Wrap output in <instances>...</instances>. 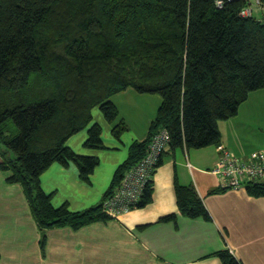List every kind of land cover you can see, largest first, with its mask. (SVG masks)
<instances>
[{
    "label": "trees",
    "instance_id": "16d2710c",
    "mask_svg": "<svg viewBox=\"0 0 264 264\" xmlns=\"http://www.w3.org/2000/svg\"><path fill=\"white\" fill-rule=\"evenodd\" d=\"M246 3L0 0V169L10 172L6 182L21 185L41 231L113 219L102 212V200L161 128L171 149L220 143L219 120L264 87V18L241 16ZM129 86L162 98L147 137L131 143L99 204L76 212L54 207L39 175L52 162H73L88 181L98 158L73 152L65 140L90 122L94 106L114 120L110 97ZM125 128L119 122L112 133L119 137ZM100 133L92 124L84 146L103 148ZM150 182L139 205L151 200ZM245 188L264 195V181ZM175 193L183 213L209 217L191 186L176 185ZM218 256L222 264H240L228 249Z\"/></svg>",
    "mask_w": 264,
    "mask_h": 264
},
{
    "label": "crops",
    "instance_id": "0c3cea01",
    "mask_svg": "<svg viewBox=\"0 0 264 264\" xmlns=\"http://www.w3.org/2000/svg\"><path fill=\"white\" fill-rule=\"evenodd\" d=\"M154 94L130 86L114 93L110 100L117 116L112 121L106 120L99 106L91 109L90 122L70 135L65 145L77 154L96 156L98 164L88 181L81 179L73 162L66 166L52 162L43 170L39 185L54 207L65 204L76 212L101 202L131 143L147 137L162 101ZM242 108L239 105L234 116L219 120L218 145L165 149L151 177L148 203L78 228L62 225L41 231L21 185L6 182L10 172L0 169V264H222L218 253L224 249L240 264H264V195L253 196L245 187L222 188L211 171L222 146L238 156L263 149H250L236 124L263 131L264 110H249L244 113L248 119L240 117ZM119 122L126 128L116 137L112 129ZM94 123L101 126L103 148L84 146ZM176 185L191 186L209 217L183 213L177 205ZM169 214L174 217L161 219Z\"/></svg>",
    "mask_w": 264,
    "mask_h": 264
},
{
    "label": "built area",
    "instance_id": "2783aa9c",
    "mask_svg": "<svg viewBox=\"0 0 264 264\" xmlns=\"http://www.w3.org/2000/svg\"><path fill=\"white\" fill-rule=\"evenodd\" d=\"M226 0H215L222 7ZM239 14L264 18V3L261 0H245ZM170 145L166 128L158 130L149 140L143 157L130 166L111 192L102 200L101 209L106 215L116 218L139 206L145 188L151 181L162 153ZM219 156L211 168L220 179L223 188L245 187L248 183L264 181V150H253L238 156L226 147H220Z\"/></svg>",
    "mask_w": 264,
    "mask_h": 264
},
{
    "label": "rangeland",
    "instance_id": "374dc122",
    "mask_svg": "<svg viewBox=\"0 0 264 264\" xmlns=\"http://www.w3.org/2000/svg\"><path fill=\"white\" fill-rule=\"evenodd\" d=\"M258 91H263V92H258ZM154 95H158V93ZM146 104L148 107V103ZM240 105H243V108L241 109V114H240V117H243V118L249 119L248 114L246 116L244 115L248 113L249 110H252L253 108H262L264 110V87L251 91L249 93V98L246 101L242 102ZM263 117H264V114H263ZM236 126H237L236 128H240V132H241V133H238V135L240 137H243V136L246 137V139L248 140V143L246 144H248L247 146L250 149H256L259 147L264 149V129L263 131H261L258 127L255 128L254 125L248 126L246 123H240V122H238Z\"/></svg>",
    "mask_w": 264,
    "mask_h": 264
}]
</instances>
